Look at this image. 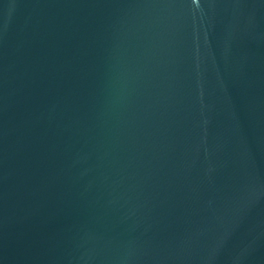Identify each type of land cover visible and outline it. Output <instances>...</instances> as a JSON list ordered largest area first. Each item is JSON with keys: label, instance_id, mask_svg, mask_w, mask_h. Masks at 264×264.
Returning a JSON list of instances; mask_svg holds the SVG:
<instances>
[{"label": "water", "instance_id": "95a60500", "mask_svg": "<svg viewBox=\"0 0 264 264\" xmlns=\"http://www.w3.org/2000/svg\"><path fill=\"white\" fill-rule=\"evenodd\" d=\"M0 264H264V0H0Z\"/></svg>", "mask_w": 264, "mask_h": 264}]
</instances>
